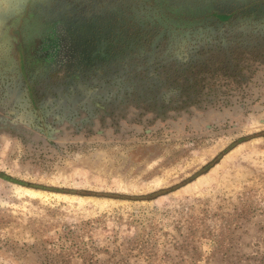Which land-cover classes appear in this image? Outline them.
Wrapping results in <instances>:
<instances>
[{
	"label": "rangeland",
	"instance_id": "374dc122",
	"mask_svg": "<svg viewBox=\"0 0 264 264\" xmlns=\"http://www.w3.org/2000/svg\"><path fill=\"white\" fill-rule=\"evenodd\" d=\"M145 2L0 3V36L29 4L65 21L43 67L0 59V172L23 182L0 178V264H264V17L175 28ZM218 56L219 99L162 105L166 66Z\"/></svg>",
	"mask_w": 264,
	"mask_h": 264
},
{
	"label": "trees",
	"instance_id": "16d2710c",
	"mask_svg": "<svg viewBox=\"0 0 264 264\" xmlns=\"http://www.w3.org/2000/svg\"><path fill=\"white\" fill-rule=\"evenodd\" d=\"M146 5H149L152 7L155 19L157 18H163L168 17L172 19L173 22L179 23V22H194L196 20L206 18V17H216L218 20L222 21L224 19H227L230 14L226 12L224 13H216L212 11H205L203 13L199 12H192L190 9H186L183 7H176V6H170L165 7L162 5L154 4L153 0H148L145 2ZM177 20V22H176ZM175 24V28H178L179 24ZM222 27H226L228 23H223ZM207 50V49H206ZM258 54V53H256ZM203 55H208V50L203 53ZM262 55V54H260ZM259 55V56H260ZM227 60L222 59L221 57H217L215 59H206L204 62H198V65H194V70L184 69L182 67L186 63L182 64H176L175 61H173V65L166 66L163 70L166 74V82L168 84V91L170 92V98H165V94L162 95L161 103L162 105H166V103H169L170 106H177V105H185L190 102L193 103H204L205 105L213 104L217 99L221 97V95L224 93V86L223 81L218 80H212L217 76L216 72H222L223 74L226 72L225 66L223 62H226ZM190 64V63H189ZM188 64V65H189ZM180 66V67H178ZM196 67V68H195ZM186 71V73H185ZM195 72L198 73V76L204 77L205 81L201 82L200 79L196 83H191L190 81L195 77H191L189 74ZM138 78V77H137ZM144 79H150V76H143V78L140 79L142 82L140 84L134 85V89L132 90L131 94L135 95L137 99H139L140 102H146L148 101V97H151L153 92L157 91L158 84L155 83L154 86L147 84L144 82ZM173 99V103H171ZM150 104V103H148ZM213 162H210L207 164L204 169H207L212 165ZM7 180H10L12 182L22 184L23 182L21 180L12 178L10 176L5 177ZM46 189H52L47 188ZM64 191V190H60ZM156 194V193H155Z\"/></svg>",
	"mask_w": 264,
	"mask_h": 264
},
{
	"label": "flooded vegetation",
	"instance_id": "af4514ba",
	"mask_svg": "<svg viewBox=\"0 0 264 264\" xmlns=\"http://www.w3.org/2000/svg\"><path fill=\"white\" fill-rule=\"evenodd\" d=\"M219 1L224 2L223 0ZM153 2L158 5L163 4L165 7H182L177 3L169 4L167 0H153ZM210 2H214V0ZM234 2L237 6L233 5V7L227 8V12L244 17H264V0H234ZM196 7L193 5L183 6V8L190 9L191 13H201L202 11H198L199 8ZM205 10L211 11L212 9L206 7ZM64 23V19H49L46 15H40L39 7H32L29 4L7 27L3 28L4 33L0 36V52L2 51L0 59L8 62L9 66L14 69H19L18 65L22 62V51L27 50L29 52L28 67L33 68L31 64L35 60H37L36 66L38 68L43 67L48 54L56 48L60 37L59 33L64 29ZM3 50L9 52L8 59L2 57L1 54L5 52ZM22 74L24 75V71Z\"/></svg>",
	"mask_w": 264,
	"mask_h": 264
},
{
	"label": "water",
	"instance_id": "95a60500",
	"mask_svg": "<svg viewBox=\"0 0 264 264\" xmlns=\"http://www.w3.org/2000/svg\"><path fill=\"white\" fill-rule=\"evenodd\" d=\"M40 122L43 123L42 117L40 116ZM56 131V130H55ZM6 175L3 172H0V178H5ZM27 186H32L30 183H26Z\"/></svg>",
	"mask_w": 264,
	"mask_h": 264
},
{
	"label": "clouds",
	"instance_id": "9594fccd",
	"mask_svg": "<svg viewBox=\"0 0 264 264\" xmlns=\"http://www.w3.org/2000/svg\"><path fill=\"white\" fill-rule=\"evenodd\" d=\"M3 2V0H0V3H2Z\"/></svg>",
	"mask_w": 264,
	"mask_h": 264
}]
</instances>
